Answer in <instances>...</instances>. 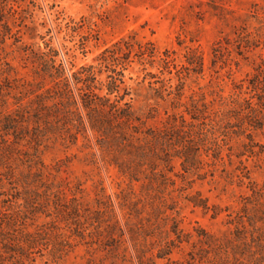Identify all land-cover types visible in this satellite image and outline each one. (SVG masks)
Wrapping results in <instances>:
<instances>
[{
	"label": "rangeland",
	"instance_id": "obj_1",
	"mask_svg": "<svg viewBox=\"0 0 264 264\" xmlns=\"http://www.w3.org/2000/svg\"><path fill=\"white\" fill-rule=\"evenodd\" d=\"M89 67L200 163L100 144ZM0 264H264V0H0Z\"/></svg>",
	"mask_w": 264,
	"mask_h": 264
},
{
	"label": "trees",
	"instance_id": "obj_2",
	"mask_svg": "<svg viewBox=\"0 0 264 264\" xmlns=\"http://www.w3.org/2000/svg\"><path fill=\"white\" fill-rule=\"evenodd\" d=\"M47 75L52 79V82L57 87V96L63 102H67L69 107L67 108V113L76 114L79 116L81 122H83L82 116L79 112V107L72 88L70 87L69 80L66 79L64 75V70L61 69L56 62L52 61L51 63L46 62L44 64ZM87 75L85 79H80L77 77V73L73 74V79L75 81V86L78 87L80 84L85 86V89L93 95L84 94V89L78 88L77 90L83 91L80 92V97L82 100V108L87 113L88 121L92 130L97 133L100 144L103 142H108V140H113L118 142V147L120 153L125 152V155L128 157H138L140 159H146L149 156V153H156L142 143L141 140L156 141L161 143L163 146V153L170 157V150L174 148V152L178 153L177 157L183 160L182 166L188 172L192 168H195L199 160V152L193 145H186L187 141L184 138L183 131H175L177 136H172L168 134H158L156 132H147L146 135L140 134L143 138H135L136 135H139L137 130H132L131 125L135 121L133 112L129 103L125 104L126 108L118 107L116 103L112 102L107 96L98 97L94 94L93 90H90L88 87L89 83L96 80L95 73L93 72V67L87 69ZM112 86H109L107 89V95L110 96L114 94L119 86L116 85V82L111 83ZM106 110V111H105ZM75 127L73 124H69L67 127ZM68 129V128H67ZM185 139V140H184ZM171 147V148H170ZM170 148V149H169ZM130 165V164H129ZM128 167V164H125ZM122 169V168H121ZM131 174V168H127ZM123 171V169H122ZM203 207L206 205L203 204ZM174 234H179L178 228H174ZM179 237V236H178Z\"/></svg>",
	"mask_w": 264,
	"mask_h": 264
}]
</instances>
